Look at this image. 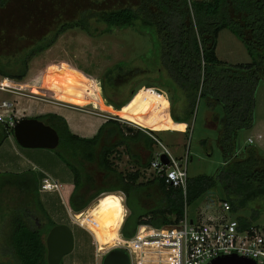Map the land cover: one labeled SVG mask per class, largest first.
Returning a JSON list of instances; mask_svg holds the SVG:
<instances>
[{"label": "trees", "instance_id": "obj_1", "mask_svg": "<svg viewBox=\"0 0 264 264\" xmlns=\"http://www.w3.org/2000/svg\"><path fill=\"white\" fill-rule=\"evenodd\" d=\"M8 1L0 0V7ZM93 1L98 7H87L76 19L61 22L52 36L42 35L13 57L0 56V75L22 80L30 60L71 28H81L93 36L128 26L151 29L156 55L150 64L157 68L162 86L172 85L179 92L181 115L178 113L176 117L189 122L198 98H204L215 121L212 126L217 128L216 142L224 162L214 173L189 176L185 195L181 187L168 185L162 177L141 179L140 168L122 171L115 167L112 155L123 152L119 146L130 153V139L144 136L146 146L154 150L157 140L145 131L127 133V125L111 117L94 136L85 137L73 132L61 114L37 115L57 129L60 135L57 153L74 173V188L69 198L71 208L80 211L101 192L122 190L130 214L121 232L125 237H132L141 223L157 227L178 223L184 217L186 205L219 186L221 198L230 203V212L239 226L258 225L264 215V148L257 143L241 144L238 136L241 129L256 123V90L264 79V0ZM101 24L105 26L101 28ZM224 28L243 42L251 61L228 63L219 57L218 36ZM131 62H119L106 72L108 79L118 85L117 92L122 89L120 85L139 72L138 65L127 69ZM122 76H125L124 83L116 84ZM136 91L137 87H133L121 102L109 101L120 109ZM171 103L172 111L177 113L174 97ZM218 106L222 112L217 110ZM5 127L0 123V143L8 135ZM151 131L159 137L158 132ZM10 132L14 133L13 128ZM201 141L207 148L212 147L209 138ZM150 158L140 165L149 167ZM87 162L95 163L102 171L104 182L113 183L93 191L96 180ZM245 210L249 212L242 213ZM56 223L41 199L39 175L35 170L0 172V227L6 241L4 253L10 254L0 264H49L46 236Z\"/></svg>", "mask_w": 264, "mask_h": 264}, {"label": "rangeland", "instance_id": "obj_2", "mask_svg": "<svg viewBox=\"0 0 264 264\" xmlns=\"http://www.w3.org/2000/svg\"><path fill=\"white\" fill-rule=\"evenodd\" d=\"M94 6L98 7L93 0L8 1L0 7V56L13 57L20 50L30 47L42 35L50 33L52 36L61 22L76 19L83 9ZM103 26L105 25H100L101 28ZM217 53L228 63L251 61V56L243 42L228 28L222 29L219 33ZM155 55L156 41L151 29L128 26L93 36L81 28H71L60 34L52 46L30 60L27 75L22 80L0 75V81H4V85L14 87L22 93H1L12 100L15 103L14 106L17 107L19 106L18 100L21 103V97L30 93V90L33 93L35 91L34 95L37 96L38 94L43 95L44 92L54 94L58 92L60 100L83 105L84 109L93 111L95 108L105 109L114 116L113 118L122 122L126 120L125 123L130 126L135 127V122H137L152 129L183 127L182 124L176 122L178 120L176 115L178 113L181 115V108H178L181 105L179 92L172 85L162 86L159 83L161 79L158 78L157 68L150 64ZM128 60H133V62L127 69L138 65L140 73L138 72L123 86L120 85L122 89L117 92L118 85L108 79L106 72L108 68L117 63ZM146 69L149 70L146 71ZM125 76L119 77L116 84L124 83ZM131 77H133L132 74ZM104 83L105 87H103ZM133 87H137L136 93L122 108L117 109L109 101L111 99L121 102L128 97ZM172 97L176 100L177 113L172 111ZM255 97L256 123L252 127L240 130L238 139L241 144L248 143L247 138L255 136L258 132L264 135V79L259 82ZM217 110L222 112L223 109L218 106ZM207 111L208 107L204 98H198L195 113L187 123L184 132L164 131L158 137L175 156L180 157L189 153L192 157L188 163L189 176L214 173L224 162V155L216 142L217 128L212 126L215 125V121L211 116V111L209 110L208 114ZM20 113H27V110L22 108ZM68 123L72 130L73 124ZM257 128L259 131H256ZM206 137L212 144L210 148H207L201 141ZM263 140L264 137L257 144L262 143ZM260 146L264 148L263 145L260 144ZM153 148L154 151L163 149L158 141L154 143ZM49 149L51 156H44L39 160L42 166L51 170L60 182L73 178V171L57 153L60 147ZM112 157L117 160V162L114 160V163L118 170L127 171L135 168L128 162L126 155H123L120 162H118L116 153ZM73 160H78V158H73ZM87 168L93 172L96 180L97 187L93 191L97 188H107L113 183V181L104 182L103 173L95 163L87 162ZM145 178L147 177L143 179ZM43 182L44 179L40 182V196L42 195L49 213L57 222L69 224L74 233V248L63 256L61 264H102L105 253L118 245L105 246L102 251L98 249L99 244L93 234L78 222L75 214L81 211L86 212L95 203L90 210V215L95 216L96 219H85L86 223L94 225L97 230L114 229L115 226L106 224L99 218L106 215V208L105 210L102 208V200H97L101 199L103 194L108 196L110 192H118L121 195L122 193L116 190L101 192L85 208L77 211L71 208L69 202L62 203L58 196L60 192L63 194L67 192L68 187L60 190L54 189L55 192L45 191L43 193ZM122 197H124L127 215H129L130 209L126 205V194L123 193ZM222 202L221 189L218 186L186 205L187 214L190 218H196L204 207L213 210L222 209ZM248 212L245 210L242 213ZM226 213L228 216H234L231 212ZM88 220H93V222H88ZM258 224L264 226V215ZM121 235L125 237L122 232ZM5 247L4 230L0 227V260L10 258V254L4 253Z\"/></svg>", "mask_w": 264, "mask_h": 264}, {"label": "built area", "instance_id": "obj_3", "mask_svg": "<svg viewBox=\"0 0 264 264\" xmlns=\"http://www.w3.org/2000/svg\"><path fill=\"white\" fill-rule=\"evenodd\" d=\"M1 92L22 93L4 85V81H0ZM19 119L14 102L0 94V123L13 128ZM143 129L163 147L154 151L150 163L153 176L164 178L170 186L181 187L186 195L188 163L192 157L188 152L184 156H175L154 132ZM263 137L259 132L247 140L255 144ZM163 153L167 155L168 162L162 159ZM42 186L50 189L54 185L44 178ZM230 206L227 200H223L222 209L204 207L196 218H190L185 209L184 217L178 223L160 227L141 223L136 233L132 237H124L125 242L118 246L127 249L130 264H208L219 255L231 253L249 256L258 264H264V226L241 228L234 216L227 215Z\"/></svg>", "mask_w": 264, "mask_h": 264}, {"label": "crops", "instance_id": "obj_4", "mask_svg": "<svg viewBox=\"0 0 264 264\" xmlns=\"http://www.w3.org/2000/svg\"><path fill=\"white\" fill-rule=\"evenodd\" d=\"M29 92L30 93H26V95L21 97L22 98L21 103L18 100L17 103H19V106L17 107L15 106L16 112H17L16 114L20 118L25 117V116H37V115H45L49 113H58L66 117L68 122H71L73 124V129H72L73 132L81 136H85V137L94 136L98 132L102 124H104L109 118L114 117L110 115V112L105 109L94 107L95 109L93 111L90 109H84L83 105H79L75 103L71 104L70 102L60 100L58 98V92L54 94V93H47L43 91L44 94L43 95L38 94V96L34 95L35 91L34 93L31 90ZM22 108L26 109L27 113H20V111H22ZM208 111H207V114H208ZM125 121L126 120H123V123H125ZM176 122L182 124L183 127L152 129L150 127H145L137 122H135L136 123L135 127L130 126L127 123H125V125H127L126 132L127 133L129 132L130 134L137 133L138 129L145 131L143 128H148L150 130L152 129L158 132L159 134L164 131H167V132L169 131L173 133L184 132L187 127L188 122L181 121V120H177ZM5 128L7 129L8 135L5 138H3L0 143V172H3V171L22 172V171H26L29 169L35 170L39 175L40 182L42 179L48 178V181L53 183L54 185L50 189L49 188L44 189L42 191L43 193L45 191L55 192L54 189L60 190L62 188L65 189L68 187L69 189L67 192H65L64 194L60 192L58 196L61 199L62 203L69 202L71 191L74 188V185H73L74 175H73V178H71L70 180L65 181V182H60L53 175V172L51 170L44 168V166H42V163L39 162V160H41L42 157L51 156L52 153H49L50 151L49 148L22 146L17 141L14 133L10 132V128H7V127ZM256 131H259L258 128ZM146 142H147L146 137L144 136L136 140L130 139L131 152L129 153L125 151L123 146H119V149H121L123 152L116 153L118 162L122 160L123 155H126L128 157L127 159L128 162H130L135 167L131 170H136L140 168V171L142 173L141 179H143L144 177H147V178L153 177V173L151 172L150 166L143 167L140 165L141 163H146L150 156H151L150 159L152 160L154 156V150H151L149 147H147ZM260 144L264 146V140ZM113 155L115 156V154ZM118 191L125 193L122 190H118ZM110 197L113 199L109 200ZM41 199H42V195H41ZM99 200L103 201L102 208L104 210L106 208V215L100 216L99 218H101L103 222H105L106 224L115 226L116 228L114 227V229H111V230L110 229L97 230L95 229L94 225H91L90 223H86L85 219H93V220L96 219L95 216L90 215L91 214L90 210L93 204L95 203H93L88 208V210H86V212H82V211L77 212L75 214V218L78 220V222L81 225L86 227L93 234L95 240L99 244L98 249L102 251L105 249L104 248L105 246L108 247L112 245H118V238L122 237L121 227L127 216V208L124 204V199L122 195L118 192H114V193L110 192L108 196H105L103 194L101 196V199H98L97 201ZM53 219L57 222L55 218ZM83 220H85L84 221L85 224L83 223ZM93 220H88V222H93Z\"/></svg>", "mask_w": 264, "mask_h": 264}, {"label": "water", "instance_id": "obj_5", "mask_svg": "<svg viewBox=\"0 0 264 264\" xmlns=\"http://www.w3.org/2000/svg\"><path fill=\"white\" fill-rule=\"evenodd\" d=\"M17 141L25 147L56 148L60 135L55 127L37 116L21 117L13 127ZM168 162L167 155H161ZM47 258L49 264H61L64 255L74 248V233L71 226L64 222L56 223L47 233ZM102 264H130L129 252L125 247L117 246L107 251ZM208 264H258L249 256L237 253L223 254L213 258Z\"/></svg>", "mask_w": 264, "mask_h": 264}, {"label": "bare ground", "instance_id": "obj_6", "mask_svg": "<svg viewBox=\"0 0 264 264\" xmlns=\"http://www.w3.org/2000/svg\"><path fill=\"white\" fill-rule=\"evenodd\" d=\"M125 242L123 237L118 238V245L123 244Z\"/></svg>", "mask_w": 264, "mask_h": 264}, {"label": "snow or ice", "instance_id": "obj_7", "mask_svg": "<svg viewBox=\"0 0 264 264\" xmlns=\"http://www.w3.org/2000/svg\"><path fill=\"white\" fill-rule=\"evenodd\" d=\"M111 199H113V198L110 197L109 200H111Z\"/></svg>", "mask_w": 264, "mask_h": 264}, {"label": "flooded vegetation", "instance_id": "obj_8", "mask_svg": "<svg viewBox=\"0 0 264 264\" xmlns=\"http://www.w3.org/2000/svg\"><path fill=\"white\" fill-rule=\"evenodd\" d=\"M58 223V222H57ZM103 261V260H102Z\"/></svg>", "mask_w": 264, "mask_h": 264}]
</instances>
